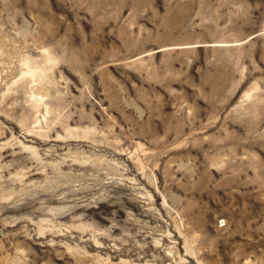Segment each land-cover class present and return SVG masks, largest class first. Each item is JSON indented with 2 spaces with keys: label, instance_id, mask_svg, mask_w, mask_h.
Instances as JSON below:
<instances>
[{
  "label": "rangeland",
  "instance_id": "obj_1",
  "mask_svg": "<svg viewBox=\"0 0 264 264\" xmlns=\"http://www.w3.org/2000/svg\"><path fill=\"white\" fill-rule=\"evenodd\" d=\"M0 264H264V0H0Z\"/></svg>",
  "mask_w": 264,
  "mask_h": 264
}]
</instances>
